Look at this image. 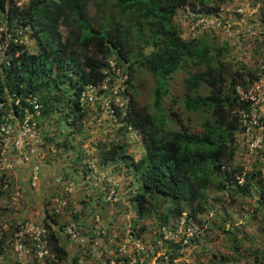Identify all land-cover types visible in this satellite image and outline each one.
Segmentation results:
<instances>
[{
	"label": "trees",
	"instance_id": "16d2710c",
	"mask_svg": "<svg viewBox=\"0 0 264 264\" xmlns=\"http://www.w3.org/2000/svg\"><path fill=\"white\" fill-rule=\"evenodd\" d=\"M19 1L0 0V20L7 21L13 34L18 28L28 31L37 50L29 52L13 41L8 44L5 54L10 65L0 61V102L7 103V93L13 106L17 99L24 106L27 97L34 95L43 104L45 119L58 113V119L76 126L87 113L78 100L85 88L113 84L120 75L127 101L123 108L114 107L123 122L115 133L134 130L145 152L134 159L128 145L113 135L97 147L100 161L119 158L136 175L138 217L158 213V201H171V216L188 212L198 226L206 225L209 219L203 216L212 210L209 197L216 196L215 191L227 192L233 202L257 193L264 205L263 166L255 163L251 171H245L235 163L238 135L247 128L241 112L250 111V102L241 99L238 89L246 91L253 79L258 80L257 71L244 65L234 70L224 60L221 47L212 45L205 35L185 39L176 23L187 6L210 12L213 2L225 0H28L18 5ZM90 6L95 7L94 15ZM61 27L67 30L64 39ZM147 77L151 78V102H143L139 92L145 90ZM259 120L264 127V115ZM70 132L64 134V148L69 146ZM83 157L78 161L84 169ZM227 217L222 224L229 221ZM43 221L50 250L57 255V262L49 260V264H60L68 251L53 230L57 220L46 211ZM213 227L230 235L233 252L245 257L247 264H264V242L241 250L239 228L225 230L215 222ZM5 243L0 236V254ZM162 245L172 250L167 254L174 264L179 246Z\"/></svg>",
	"mask_w": 264,
	"mask_h": 264
},
{
	"label": "rangeland",
	"instance_id": "374dc122",
	"mask_svg": "<svg viewBox=\"0 0 264 264\" xmlns=\"http://www.w3.org/2000/svg\"><path fill=\"white\" fill-rule=\"evenodd\" d=\"M27 2L20 0L21 5ZM215 6L219 8L214 9ZM212 8L210 12L200 7L195 11L192 7L181 10L176 23L183 37L207 36L212 45L222 48L224 60L233 64L234 70L244 65L257 71L259 80H264V0H225L218 4L213 2ZM90 13L95 14V7L90 6ZM193 13L200 15L193 18ZM201 17L229 23L231 32H238L239 42L234 45L230 32L214 26L193 29ZM0 28V34L1 30L7 32L6 20H0ZM26 32V37L20 41L25 43L29 52H35L37 46ZM59 33L64 39L67 30L61 27ZM7 35L10 40L11 35ZM7 57L5 49L0 50V61L6 65ZM118 76L113 84L104 82L95 89L85 88L92 99L78 98L80 106L87 112L80 125L58 119V113L45 119L43 106L40 114L34 117L40 138L44 141L38 150L41 159L39 180H29L38 160L36 157L29 165L19 160L15 173H0V236H4L6 242L0 254V264L57 262L44 227L46 211L57 220L52 225L53 230L68 251L60 264H72L74 259H78L76 264H170L167 252L172 250L164 247L162 242H171L173 248L179 246L174 264H247L245 257L233 252L230 235L214 228L213 222L225 230L239 228L238 238L244 242L241 250L253 242H264V205L257 193H253L252 198L233 202L227 192L215 191L221 199H213L215 195L209 197L212 210L203 216L209 219L203 226H198L188 212L181 217L171 216L168 212V207H173L171 201H158V213L148 218L138 217L134 197L140 183L136 175L119 158L108 163L100 161L101 149L97 147L100 141L108 143V136L113 135V139L119 140L120 137V141L122 139L128 145L129 154L134 159L145 152L142 139L134 130L115 133L123 122L115 115L114 107L123 108L127 101V96L121 93L125 81ZM147 79L145 90H139L140 96L144 97L143 102H151V78ZM259 80L253 79L251 86ZM11 96L6 93L7 103H4L7 111L12 107ZM254 131L255 136H263L264 142V128L258 126ZM68 132L71 133L69 146L64 148L61 144ZM263 146L260 148L262 153L257 150L250 154L248 136L244 132L239 134L235 163L243 166L245 171H251L253 164L260 163L264 176ZM82 155L87 163L84 169L78 161ZM227 215L229 221L222 224L221 220ZM23 222L33 223L45 232L39 239L34 233L17 236L18 227ZM132 227H135L134 232ZM42 250L47 254L41 258L39 253ZM213 254L229 260L224 262L219 257L214 258Z\"/></svg>",
	"mask_w": 264,
	"mask_h": 264
},
{
	"label": "built area",
	"instance_id": "2783aa9c",
	"mask_svg": "<svg viewBox=\"0 0 264 264\" xmlns=\"http://www.w3.org/2000/svg\"><path fill=\"white\" fill-rule=\"evenodd\" d=\"M18 5H21L19 2ZM200 14H191L193 18L198 17ZM8 26V24H7ZM214 26V28L223 29L230 32L232 36L233 44L236 45L239 42L238 32H231V25L229 23L222 24V22H215V20L201 17L193 29L196 27H202L207 29ZM1 29V28H0ZM7 32L3 33L1 30L0 37L3 38L0 41V50L7 48L8 44L13 41L16 45H24L22 40L26 37V34L22 29L16 30L15 34L11 33L9 27L6 28ZM11 35L9 40L8 35ZM231 43V45H233ZM7 65H10L8 61ZM251 86V85H250ZM248 88L246 92L241 93V99H246L250 102V111H242L241 116L243 118V124L247 126V133H251V130L255 126L260 125V117L264 113V80L255 81L254 84ZM95 89L96 87H88ZM83 99H92L91 95L85 90L82 92L81 97ZM10 111L5 108V103L0 102V173L16 172L19 160L23 161L26 165H29L33 157L38 160L34 164L33 170L29 176V180L38 181L41 171V159L39 148L43 146L44 141L40 138L41 135L38 132L37 123L34 121V117L40 114V109L43 104L40 102L39 97L29 95L26 99V105L22 106L19 99L15 101V104H11ZM15 106L19 109L16 110ZM261 139L258 138L251 147L259 146ZM39 146V147H38ZM38 147V148H37ZM41 150V149H40ZM8 175V174H7ZM28 175V174H27ZM45 229L36 227L33 223L23 222L18 227L17 236L25 237L28 234L34 233L35 237L39 239ZM47 254V251L42 250L39 256L42 258Z\"/></svg>",
	"mask_w": 264,
	"mask_h": 264
},
{
	"label": "clouds",
	"instance_id": "9594fccd",
	"mask_svg": "<svg viewBox=\"0 0 264 264\" xmlns=\"http://www.w3.org/2000/svg\"><path fill=\"white\" fill-rule=\"evenodd\" d=\"M20 2V1H19ZM19 2H18V4H19ZM189 7H191V6H187L186 8H189ZM193 8V7H192ZM194 9V8H193ZM194 11H195V9H194ZM193 38H196V37H193ZM243 65V64H242ZM259 80V79H258ZM101 86V85H100ZM100 86H98V87H100ZM238 90H240V92L241 93H243V92H246V91H243V89L242 88H239ZM239 92V93H240ZM241 93H240V95H241ZM244 94V93H243ZM242 97V96H241ZM246 100V99H245ZM263 106H264V104H262ZM242 113V112H241ZM262 115H264V113H262ZM259 126H262L263 127V125L261 124V121H260V125ZM256 127H258V126H255V127H253V129L251 130V133H247V130H245V134H246V136H248V150H250V154H254V152L255 151H257V150H259L260 148H261V146L263 145V136H261V135H259V136H255V131H254V129L256 128ZM264 128V127H263ZM258 138H260L261 139V142H260V145L259 146H256V147H251V145L258 139Z\"/></svg>",
	"mask_w": 264,
	"mask_h": 264
}]
</instances>
